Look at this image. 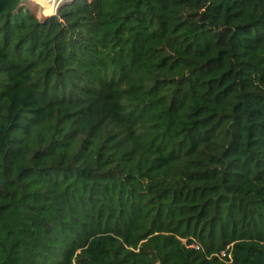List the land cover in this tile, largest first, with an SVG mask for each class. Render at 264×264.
I'll list each match as a JSON object with an SVG mask.
<instances>
[{
  "label": "trees",
  "instance_id": "16d2710c",
  "mask_svg": "<svg viewBox=\"0 0 264 264\" xmlns=\"http://www.w3.org/2000/svg\"><path fill=\"white\" fill-rule=\"evenodd\" d=\"M28 1L0 0V264H264V0Z\"/></svg>",
  "mask_w": 264,
  "mask_h": 264
},
{
  "label": "rangeland",
  "instance_id": "374dc122",
  "mask_svg": "<svg viewBox=\"0 0 264 264\" xmlns=\"http://www.w3.org/2000/svg\"><path fill=\"white\" fill-rule=\"evenodd\" d=\"M69 1L71 0H64L63 3ZM58 2L59 0H43L42 3L39 4L35 0H29L27 5L40 20H44L46 17L52 16L57 12Z\"/></svg>",
  "mask_w": 264,
  "mask_h": 264
},
{
  "label": "built area",
  "instance_id": "2783aa9c",
  "mask_svg": "<svg viewBox=\"0 0 264 264\" xmlns=\"http://www.w3.org/2000/svg\"><path fill=\"white\" fill-rule=\"evenodd\" d=\"M62 2H64V0H59V2H58V7H59V5H60ZM58 7H57V9H58ZM192 247L195 248V249H198V248H199L198 245H193ZM220 257L225 258V257H226L225 252H222L221 255H220ZM228 257H229V259H230V262H232V255L229 254Z\"/></svg>",
  "mask_w": 264,
  "mask_h": 264
},
{
  "label": "water",
  "instance_id": "95a60500",
  "mask_svg": "<svg viewBox=\"0 0 264 264\" xmlns=\"http://www.w3.org/2000/svg\"><path fill=\"white\" fill-rule=\"evenodd\" d=\"M64 4H65V3L62 2V3L59 5V7H58L57 12H56L55 14H53L52 16L57 15L58 12H59V10H60V8H61Z\"/></svg>",
  "mask_w": 264,
  "mask_h": 264
},
{
  "label": "bare ground",
  "instance_id": "6f19581e",
  "mask_svg": "<svg viewBox=\"0 0 264 264\" xmlns=\"http://www.w3.org/2000/svg\"><path fill=\"white\" fill-rule=\"evenodd\" d=\"M36 2H38L39 4L42 3L43 0H35ZM44 3V2H43ZM46 4V3H45Z\"/></svg>",
  "mask_w": 264,
  "mask_h": 264
}]
</instances>
